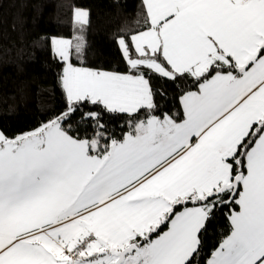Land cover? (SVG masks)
I'll return each mask as SVG.
<instances>
[{
    "label": "snow or ice",
    "instance_id": "obj_1",
    "mask_svg": "<svg viewBox=\"0 0 264 264\" xmlns=\"http://www.w3.org/2000/svg\"><path fill=\"white\" fill-rule=\"evenodd\" d=\"M141 3L122 67L83 63L87 10L48 38L63 106L0 131V264H264V0Z\"/></svg>",
    "mask_w": 264,
    "mask_h": 264
},
{
    "label": "trees",
    "instance_id": "obj_2",
    "mask_svg": "<svg viewBox=\"0 0 264 264\" xmlns=\"http://www.w3.org/2000/svg\"><path fill=\"white\" fill-rule=\"evenodd\" d=\"M77 8L90 20L83 63L122 67L114 41L142 21L141 0H0V131L12 136L32 130L63 106L61 65L48 38L74 35Z\"/></svg>",
    "mask_w": 264,
    "mask_h": 264
},
{
    "label": "rangeland",
    "instance_id": "obj_3",
    "mask_svg": "<svg viewBox=\"0 0 264 264\" xmlns=\"http://www.w3.org/2000/svg\"><path fill=\"white\" fill-rule=\"evenodd\" d=\"M81 10H83V9H81ZM76 22V21H75Z\"/></svg>",
    "mask_w": 264,
    "mask_h": 264
}]
</instances>
